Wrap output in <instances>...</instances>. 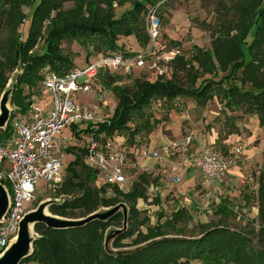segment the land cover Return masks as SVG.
Returning <instances> with one entry per match:
<instances>
[{
    "label": "trees",
    "instance_id": "1",
    "mask_svg": "<svg viewBox=\"0 0 264 264\" xmlns=\"http://www.w3.org/2000/svg\"><path fill=\"white\" fill-rule=\"evenodd\" d=\"M64 1L0 0V34L5 33V39L0 42V96L5 90L8 76L21 67L11 97V105L20 113H25L28 108V97L23 95L24 87H37L42 80L40 71L43 68L48 67L59 76L75 69L69 55L62 52L63 41L76 40L102 54L134 55L133 52H125L117 43V38L133 36L139 47L145 48L149 36L143 17L152 8L156 9L155 14L158 15L161 7L167 3V0H73V8L63 11L61 7ZM125 4H129L130 9L116 18L115 7ZM234 6L240 13L239 20L232 29L224 32L223 41L218 46L212 50L192 46L193 54L189 60L176 54L171 61L173 68L182 71L192 85L200 78V75L191 76L192 63L198 65L201 75L221 77L202 81L197 88L184 90L174 76L171 80L158 77L154 82L135 80L132 86L126 87L119 85L122 81L119 75H101L99 81L117 99V107L107 121L98 123L93 129L89 125L84 131L76 133L77 137L92 131L96 139L100 136H122L128 147H136L137 137L146 138L148 143V136L157 122L152 120L147 110L151 102L157 99H165L169 105L179 98L190 99L198 107H205L217 99L225 110L233 112L236 108H242L243 114L256 116L259 126L263 128L264 0H236ZM23 8H33L29 19ZM52 11H55V16L50 18ZM27 20V33L19 37L18 30L25 26ZM46 21L49 24L43 34ZM39 40L43 42V52L30 54ZM232 81L238 82L242 90ZM247 85L255 92L245 91ZM8 135V128L0 131V143ZM71 151L75 152L74 160L67 166L60 188L61 194L71 196V199L53 203L49 212L61 218L81 219L94 213L100 206H115L120 202L117 197L121 196L133 204L130 213L135 217L134 204L138 198L145 196L144 185L157 182L158 176L152 178V174L143 172L128 193L122 194L117 188H112L115 197H106V189L110 187L92 188L89 185L95 181L96 174L83 163L85 149L67 150L68 153ZM258 181V195L260 200H264V169ZM262 205L264 208V203ZM219 210H225V207L220 206ZM179 215L180 212H177L173 218ZM117 218L115 215L106 222L93 221L80 228L64 230L35 224L34 230L39 238L33 242L31 255L20 264H264L262 246L258 247L247 236L219 225L203 230L196 237H188L167 232L165 222L163 226L147 228L142 241L137 243L135 240L134 249L113 254L104 249L103 242L106 229ZM260 218L264 222L262 211ZM134 232L127 230L121 233L111 242V246H118L121 240L131 238Z\"/></svg>",
    "mask_w": 264,
    "mask_h": 264
},
{
    "label": "rangeland",
    "instance_id": "2",
    "mask_svg": "<svg viewBox=\"0 0 264 264\" xmlns=\"http://www.w3.org/2000/svg\"><path fill=\"white\" fill-rule=\"evenodd\" d=\"M235 1L167 0L166 5L161 7L158 15H156L157 18H160L159 37L145 59L148 66L156 64V67L162 70L163 74L158 75V71L155 68L134 69L128 76L119 75L122 77L119 85L130 87L135 80L154 82L158 77L164 80H171L174 76V80L177 81L181 88L191 90L192 88H197L202 81L217 80L221 75L217 78L210 75H201L198 65L192 63L190 64L192 66L191 76L200 75V78L192 85L187 81V77L182 71L173 68L171 65L172 60L166 61L165 58L168 53L174 52L175 55L179 54V56L189 60L193 54L192 46L202 50H212L218 46L223 41L224 32L232 29L239 20L240 13L234 6ZM73 6V0H65L61 9L69 11ZM113 6L116 5L113 3ZM32 9L23 8L27 19H29ZM129 9V4L115 7V17L119 18L123 12ZM54 16L55 11H52L50 18ZM143 19L146 23L147 15ZM28 24L29 20H27L25 26L19 28V37L22 34L23 37L26 35ZM48 24V21L44 23L43 34ZM4 39L5 33L0 34V42ZM117 41L127 53L133 52L136 55L143 51L133 36H119ZM61 49L63 54L69 55L73 67L79 70L88 67L98 59V52L93 51L90 46L80 44L76 40L63 41ZM43 50V42L39 40L37 46L30 54H41ZM88 53H90L89 56H87ZM46 70H49V68H43L40 71V75L43 76ZM20 73L21 67L13 70L8 76L5 90L13 86L16 77ZM237 75L240 76V73ZM232 83L241 88L238 82L232 81ZM244 89L245 91L255 92L249 86ZM30 94L39 96L43 110L50 105V96L41 92L40 83L37 87H24L23 95L29 97ZM72 99L87 107L98 105L97 97L94 93L75 94ZM104 100L106 108H101L103 110L98 116L103 115L110 118L117 107L118 101L108 90H106ZM99 106L102 107L101 105ZM9 109L18 110L11 105V99ZM147 112L152 116V120L157 122V125L148 136V143L146 138H136V150L142 158L138 159V161L133 159L134 164L132 166L134 167L127 171L128 179L126 184L122 189H117L122 194L128 193L132 188L133 182L143 172L152 174V178L158 176V179L155 183L150 182L149 185H144L145 196L138 198L134 204L137 212L135 217L130 213V207L133 204L121 196L117 197L120 202L115 203V205L124 204L127 209L126 231L134 230L135 232L131 238L121 240L119 245L114 248L110 243L109 249L115 251L132 250L135 248V240H137V243L142 241V237L147 233V228L157 225L163 226L165 222L167 225L166 227L164 225V229L167 232L188 237H196L203 230L219 225L247 236L253 244L264 248V222L260 218V212L264 213L262 205L264 200H260L261 198L258 195L260 187L258 178L260 172L264 169V127L259 126L256 116L243 114L242 108H236L233 112L225 110L217 99L208 103L205 107L196 106L190 99L179 98L170 105L166 103L165 99H157L151 102ZM61 135L70 136V132L68 129H64ZM79 136V139L70 141V145L84 149L87 138L84 134ZM187 136L192 137L191 145L187 148V156L190 158L212 150H221L227 153L237 147L241 148V155L230 168L225 178L204 186L200 184L199 173L196 168L192 167V163H180V155L183 148L182 140ZM150 140L152 147H149ZM170 141L178 144L172 156L168 158L161 156L160 159H154L149 155H142V152L148 154V151L152 149L158 150L161 144H169ZM71 153L74 154L75 152L71 151ZM73 160L69 153H64V171ZM186 168L190 169V173ZM177 178L180 181L174 183ZM61 185L57 188L47 189L45 183L39 182L34 198L31 202L24 203V205L36 209L40 203L47 200L55 202L56 200H61L63 196L60 192ZM89 185L90 187L93 186L92 188L100 187L96 185L95 181ZM105 196L115 197L114 189H106ZM50 205H48L46 211L52 215L49 212ZM220 206H224L225 210H219ZM108 209L110 207L100 206L95 212H105ZM177 212H180L179 217L173 218V215ZM116 215L118 218L108 226L104 234L105 237L108 232L122 228V211ZM32 236L35 239L39 238V234L35 232L34 227ZM192 264L199 263L192 262Z\"/></svg>",
    "mask_w": 264,
    "mask_h": 264
},
{
    "label": "built area",
    "instance_id": "3",
    "mask_svg": "<svg viewBox=\"0 0 264 264\" xmlns=\"http://www.w3.org/2000/svg\"><path fill=\"white\" fill-rule=\"evenodd\" d=\"M155 10L152 8L147 13L149 42L142 52L131 56L122 53H99L93 64L81 70L75 68L64 76L46 70L40 82V90L50 96V105L43 110L39 96L30 94L25 113L11 109L6 126L9 135L0 143V185L8 197V210L0 222V256L16 240L19 224L25 214L34 210L24 203L32 201L38 183H45L47 189L57 188L62 184L65 173L64 153L69 148H75L70 145V141L79 139L76 133L84 131L89 125L93 129L98 123L109 119L108 116H98L106 108L104 99L107 90L99 77L106 73L128 76L134 69L145 68H155L158 75L163 74L156 64L148 66L145 60L159 37V19ZM174 55V52L168 53L166 61L172 60ZM79 93H94L98 105L87 107L75 102L72 96ZM64 129L69 130L70 136L61 135ZM84 135L87 141L83 163L95 172L96 185L122 189L128 179L127 171L134 167L133 159L138 161L142 158L136 147L125 148L126 141L119 135L109 138L100 136L98 139L93 136L92 131ZM191 140V136L182 140L180 163H192L204 186L225 178L241 155V148L237 147L227 153L212 150L190 158L187 156V148L191 145ZM177 147V143L171 142L162 145L158 150L148 151V154L142 152V155H149L154 159H160L161 156L168 158ZM69 154L74 159L73 154ZM179 181L177 178L174 183ZM70 198L63 195L55 203Z\"/></svg>",
    "mask_w": 264,
    "mask_h": 264
},
{
    "label": "water",
    "instance_id": "4",
    "mask_svg": "<svg viewBox=\"0 0 264 264\" xmlns=\"http://www.w3.org/2000/svg\"><path fill=\"white\" fill-rule=\"evenodd\" d=\"M14 88L4 90L0 97V130H4L8 124L11 114L9 103L13 95ZM55 201L47 200L40 203L36 209L25 214L19 224V231L16 240L7 248L0 256V264H20L23 259L32 253V245L35 240L33 235V227L35 224H42L53 230H64L80 228L93 221L106 222L114 217L118 212L122 211L123 225L121 229L108 232L104 240V249L113 254H120L123 251L109 250V244L121 233L126 231L127 209L124 204H118L105 212H94L81 219H63L47 213L48 205ZM8 210V197L0 185V222Z\"/></svg>",
    "mask_w": 264,
    "mask_h": 264
},
{
    "label": "crops",
    "instance_id": "5",
    "mask_svg": "<svg viewBox=\"0 0 264 264\" xmlns=\"http://www.w3.org/2000/svg\"><path fill=\"white\" fill-rule=\"evenodd\" d=\"M256 118H257V117H256ZM257 121H258V120H257ZM151 136H152V135H151ZM169 143H171V141H170ZM151 144H152V142H151V140H150L149 147H152ZM162 145H167V143H165V144H164V143L161 144L160 147H161ZM152 150H155V149H152ZM188 164H190V163H188ZM188 167H189V166H188ZM192 167H193V166H192ZM189 168H190V167H189ZM189 168H188V169L186 168V169H187V171H189V173H190V169H189ZM186 169H185V170H186ZM200 184H201V182H200Z\"/></svg>",
    "mask_w": 264,
    "mask_h": 264
}]
</instances>
